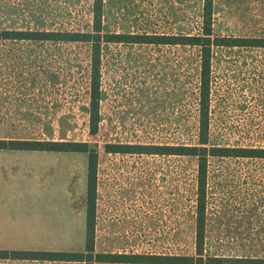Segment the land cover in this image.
<instances>
[{"label":"rangeland","instance_id":"374dc122","mask_svg":"<svg viewBox=\"0 0 264 264\" xmlns=\"http://www.w3.org/2000/svg\"><path fill=\"white\" fill-rule=\"evenodd\" d=\"M91 5L0 0V33L88 32ZM202 6V0H103V32L198 35ZM211 28L214 37L264 39V0H213ZM199 65L197 47L103 44L98 131L90 135L89 45L0 38V141L81 142L97 152L94 253L194 256L197 160L108 153L105 147L195 145ZM209 100L207 147L264 149V48L213 47ZM33 154L0 153V199L18 212L0 245L82 252L86 193L73 205L66 197V211L62 173ZM74 159L76 166L87 164L86 154ZM205 193L203 256L264 259V158L208 157ZM32 206L34 217L25 212ZM38 209L51 212L44 217ZM56 210L60 215L50 217ZM73 211L62 230L63 216Z\"/></svg>","mask_w":264,"mask_h":264},{"label":"trees","instance_id":"16d2710c","mask_svg":"<svg viewBox=\"0 0 264 264\" xmlns=\"http://www.w3.org/2000/svg\"><path fill=\"white\" fill-rule=\"evenodd\" d=\"M201 33L194 36L173 35H120L103 32V0H92L91 25L88 32H7L0 38L35 41H57L85 43L90 50L89 75V134L98 131V110L100 96L101 49L107 43H132L149 45H182L199 49L200 72L198 87V126L195 145H107L108 153L145 154L160 156H186L197 160L195 199V241L194 256L144 255V254H98L94 253V205L97 168V152L81 142H28L0 141V150L56 151L82 153L87 155L85 241L82 252H53L34 250H0V259L29 261L78 262L82 264H264V259H223L204 257L205 233V184L208 157L264 158V149H223L207 147L209 140L210 108V56L213 47L247 46L264 48V39H241L214 37L212 35L213 0H202Z\"/></svg>","mask_w":264,"mask_h":264},{"label":"crops","instance_id":"0c3cea01","mask_svg":"<svg viewBox=\"0 0 264 264\" xmlns=\"http://www.w3.org/2000/svg\"><path fill=\"white\" fill-rule=\"evenodd\" d=\"M6 151H14V150H0V153H4ZM26 152H33L34 153L33 155L36 156L35 158H38L39 160L42 159L45 161H49L47 164L52 163L51 167L58 169L62 173V177H63L62 183L63 184L62 183L60 184V190L63 191V194H62L63 197L65 196V198L62 199V202L65 203L64 208L66 209V211L67 210L69 211V200L67 201L68 197L72 205L74 203V199L77 196L79 197V199L84 198V195L86 193L87 164H84L85 161L81 160V163H79V165L76 166V162L74 159L76 153L56 152V151H26ZM70 160L72 161L71 163H70ZM1 170H2V166H0V171ZM52 172H53V169H52ZM75 183L79 185L78 192L74 190ZM60 190H58V193ZM59 195L61 194L59 193ZM70 197H72V199ZM48 211L51 212L50 210L44 211L43 209L42 215H41L39 209L37 210V212H39L40 215L44 217H46ZM25 212L31 213L34 217L35 216L34 213H36V209L34 206H32L30 210L26 209ZM16 213H18L17 209H12L11 207L9 208L5 206L3 200L0 199V236L6 235L8 233V229L12 225H16L18 223V221H15V217L13 216V214H16ZM59 215L60 213L57 214V210H56L53 212V215H51L50 217L57 218ZM73 215H74V211L71 212V214L68 216H66V214L65 216H63V218L65 219V224L62 225L61 227L62 230L69 228L70 226L69 217L72 216V219H74ZM72 226H73V223H72ZM0 248H1L0 250L5 249L4 246H1V245H0Z\"/></svg>","mask_w":264,"mask_h":264}]
</instances>
